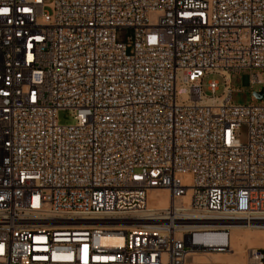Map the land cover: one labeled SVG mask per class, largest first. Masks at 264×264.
I'll return each instance as SVG.
<instances>
[{"label":"built area","instance_id":"obj_1","mask_svg":"<svg viewBox=\"0 0 264 264\" xmlns=\"http://www.w3.org/2000/svg\"><path fill=\"white\" fill-rule=\"evenodd\" d=\"M231 224L264 229V0H0V264H264L198 259Z\"/></svg>","mask_w":264,"mask_h":264},{"label":"bare ground","instance_id":"obj_2","mask_svg":"<svg viewBox=\"0 0 264 264\" xmlns=\"http://www.w3.org/2000/svg\"><path fill=\"white\" fill-rule=\"evenodd\" d=\"M150 202H149V209L151 211L162 210L169 205L170 197L167 190H152L149 194ZM230 231L227 235L221 236L216 240L207 239L206 244L208 246H212L214 250H223L225 248H229V251H232L230 255L232 258L230 260L222 259L218 260L222 252L218 251L217 254L212 253V251H208L203 253L201 256L198 257L201 261H240L243 262L247 247H263L264 246V229L257 228L253 230V232H249L244 230L243 228H253V227H246L242 224H231ZM185 229H193L191 224L184 226ZM199 234H197L196 240L200 241L201 237L199 238ZM262 237L260 242L253 241V237ZM116 241L119 240L116 237H106L104 241ZM225 255V254H224ZM247 256V255H246Z\"/></svg>","mask_w":264,"mask_h":264},{"label":"rangeland","instance_id":"obj_3","mask_svg":"<svg viewBox=\"0 0 264 264\" xmlns=\"http://www.w3.org/2000/svg\"><path fill=\"white\" fill-rule=\"evenodd\" d=\"M215 79L219 81V90L217 91L216 94L220 95L224 89L225 86V82H224V78L218 74H209L207 75L204 80H203V88L204 91L208 94H211V91H209L208 89V84L209 81ZM231 87L233 88V95H232V101L235 103H250V102H256L252 91L253 90H260L263 88L262 84L259 83H254V82H247V78L244 77V73L241 72H235L232 73L231 75ZM58 120L61 124H73L75 123V118L73 116V112L70 110H62L59 112L58 115ZM240 138L242 141L246 142L248 140V128L246 125L242 126L241 130H240ZM168 192V191H167ZM170 203V201H169ZM246 231L249 232H253V230H256L257 228H243ZM262 240V237H253V241L255 242H260ZM255 247V246H253ZM248 247H247V251H246V255L248 254ZM218 251L222 252L220 255L218 260H222V259H226V260H230V258H232L230 255L232 254V251H229V248H225L223 250H213L212 253L217 254ZM225 254V255H224ZM245 255L244 259L247 258V256ZM217 262H221L218 261ZM224 261L226 263H244L245 260H243V262H238V261Z\"/></svg>","mask_w":264,"mask_h":264},{"label":"water","instance_id":"obj_4","mask_svg":"<svg viewBox=\"0 0 264 264\" xmlns=\"http://www.w3.org/2000/svg\"><path fill=\"white\" fill-rule=\"evenodd\" d=\"M256 96L259 98V99H262L263 98V92L260 91V92H255Z\"/></svg>","mask_w":264,"mask_h":264},{"label":"snow or ice","instance_id":"obj_5","mask_svg":"<svg viewBox=\"0 0 264 264\" xmlns=\"http://www.w3.org/2000/svg\"><path fill=\"white\" fill-rule=\"evenodd\" d=\"M5 12L7 11V9L4 10Z\"/></svg>","mask_w":264,"mask_h":264}]
</instances>
